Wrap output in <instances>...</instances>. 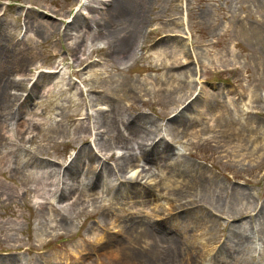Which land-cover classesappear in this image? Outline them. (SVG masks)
<instances>
[{"label":"rangeland","instance_id":"374dc122","mask_svg":"<svg viewBox=\"0 0 264 264\" xmlns=\"http://www.w3.org/2000/svg\"><path fill=\"white\" fill-rule=\"evenodd\" d=\"M94 1L0 0V264H264V0Z\"/></svg>","mask_w":264,"mask_h":264},{"label":"bare ground","instance_id":"6f19581e","mask_svg":"<svg viewBox=\"0 0 264 264\" xmlns=\"http://www.w3.org/2000/svg\"><path fill=\"white\" fill-rule=\"evenodd\" d=\"M184 1L185 0H183V3H184ZM94 2L97 3V4H101L102 1L101 0L100 1L96 0ZM181 24H182V29H183V31L185 33V36H188L189 29H188V22H187L186 16L181 17ZM108 36H109V34H103L102 32H96L95 33V38L96 39H104V38H108ZM123 42L126 43L127 42V39L125 41H123ZM1 43H2V38L0 36V68H2V67L5 68L6 67L5 58H6V55H7V51L3 48V45ZM230 51H231V49H230ZM162 56H163V53L162 52H157V55H156V58L157 59H160ZM176 56L174 55L173 58H171V60L172 61L177 60L178 58ZM234 58H235L234 57V54L231 51L230 54L226 58H224V59H220V58L219 59H216L215 62L218 63V65L220 67H227V66L232 67V66H234V65H236L238 63ZM3 75L5 76V74L2 72L1 75H0V79H1V77ZM2 81L3 82H0V100L2 98L4 99V98H7L8 97L6 88H4V86H5L4 85V80H2ZM250 98H251L250 97V94H248V98H247V102L248 103H250ZM101 106L103 107V105H101ZM0 129H3V126H1ZM130 148L134 151V154H135L136 153V150L139 148V146L138 145H131ZM118 152H120V151L118 150ZM142 171H143V168H141L140 172H138V173H137V170L135 171L134 169L130 168V169H128L127 172H131L130 173V176H129L130 179H137V177H139L142 174ZM136 185L138 186V184H136ZM129 187H135V186H129ZM54 199H55L54 197H51V200H54ZM36 200H38V198ZM184 205L181 204V205H179V207L173 208V210L175 211V210L183 209ZM141 234H142V236L148 235V232H147V230L144 227H143V231L141 232Z\"/></svg>","mask_w":264,"mask_h":264}]
</instances>
